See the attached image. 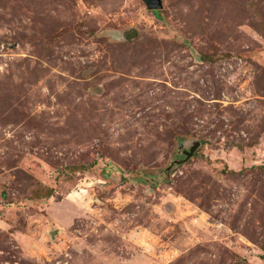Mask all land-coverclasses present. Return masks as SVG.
Masks as SVG:
<instances>
[{"label": "rangeland", "instance_id": "374dc122", "mask_svg": "<svg viewBox=\"0 0 264 264\" xmlns=\"http://www.w3.org/2000/svg\"><path fill=\"white\" fill-rule=\"evenodd\" d=\"M161 4L0 0V264H264V0Z\"/></svg>", "mask_w": 264, "mask_h": 264}, {"label": "water", "instance_id": "95a60500", "mask_svg": "<svg viewBox=\"0 0 264 264\" xmlns=\"http://www.w3.org/2000/svg\"><path fill=\"white\" fill-rule=\"evenodd\" d=\"M147 2V6L150 9H157V8H161L162 4H161V0H146ZM130 35H134L135 32L133 31H129ZM198 142H195L190 148L189 150H184L183 153L185 154V158H188L192 152L194 151V149L197 147Z\"/></svg>", "mask_w": 264, "mask_h": 264}]
</instances>
